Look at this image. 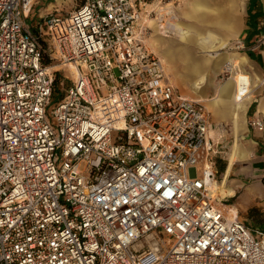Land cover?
Masks as SVG:
<instances>
[{"label": "built area", "instance_id": "2783aa9c", "mask_svg": "<svg viewBox=\"0 0 264 264\" xmlns=\"http://www.w3.org/2000/svg\"><path fill=\"white\" fill-rule=\"evenodd\" d=\"M38 1L0 0V264H264V231L213 192L207 108L146 48L135 1L36 33Z\"/></svg>", "mask_w": 264, "mask_h": 264}, {"label": "crops", "instance_id": "0c3cea01", "mask_svg": "<svg viewBox=\"0 0 264 264\" xmlns=\"http://www.w3.org/2000/svg\"><path fill=\"white\" fill-rule=\"evenodd\" d=\"M201 9V1L195 0L193 12L197 25L194 28L179 25L186 33L177 37L183 44L193 40L199 49L220 50L226 42L207 32L204 26L207 20ZM216 24L235 25L238 54L224 53L211 60L188 52L184 45L164 41V37H156L152 43L178 92L205 103L210 138L218 152L215 172L220 181L227 175V194H233L225 197L226 202L235 197L237 211L261 208L264 206V130L249 127L248 121L260 119L264 123V52L257 44L264 35L263 1L246 0L238 21L232 25L223 18ZM176 51L181 52L178 62L174 60ZM229 62L244 66L250 75V93L242 100L237 98L233 81L227 80L219 86L207 78L209 73L224 70ZM252 229L264 231L259 227Z\"/></svg>", "mask_w": 264, "mask_h": 264}, {"label": "rangeland", "instance_id": "374dc122", "mask_svg": "<svg viewBox=\"0 0 264 264\" xmlns=\"http://www.w3.org/2000/svg\"><path fill=\"white\" fill-rule=\"evenodd\" d=\"M136 5L142 11V21L141 27L144 30V42L146 48L159 57L157 49L153 46V39L156 37H164V41H169L171 44H177L178 46L188 47V52L198 54L200 57H205L209 59H215L219 55L221 56L224 53L238 54V46L235 43L236 39V28L233 25V22L242 14L243 6L246 0H200L201 1V13L204 14L207 20L204 23L205 29L207 32L213 34L215 38H218L222 41H225L226 44L217 51L213 49H199L193 42V40L188 43L183 44V41L172 32L162 29L159 27L160 24H165L166 22H178L180 26H189L193 27L197 25L195 13L193 12V2L195 0H134ZM263 4H264V0ZM83 0H39L35 5L34 10L30 16V20H27V24L32 28V31L37 33V23L43 24L44 17L46 15H55L61 19L68 18L70 13L81 5ZM198 14V13H197ZM230 22L233 26L229 25L226 27H221L216 24V21L222 19ZM44 31H47V28L44 27ZM178 35V34H177ZM43 42L46 39V36H43ZM217 41V40H216ZM173 42V43H172ZM46 43V42H45ZM212 50V51H210ZM181 52L176 51L174 55L175 62H178V59L181 58ZM165 67V66H164ZM60 69L61 73H66L63 68L58 66L54 68ZM64 71V72H63ZM167 73V70L165 68ZM234 69L230 67L227 70H219L215 74H208V79H213L215 84L221 85L233 75ZM172 78V77H171ZM170 78V79H171ZM172 80V79H171ZM70 84L69 80H66L64 87L66 88ZM62 88L60 93H62ZM59 99L58 96L54 97L53 103ZM216 179L219 180L218 175ZM220 183V180L218 181ZM223 197L232 196L233 194H227L226 190L223 192ZM235 197L229 198L228 204L232 206L237 211V208L234 206ZM238 220L243 222L249 227H259L264 230V206L261 208H253L251 210L237 211ZM259 222H262L263 225H259Z\"/></svg>", "mask_w": 264, "mask_h": 264}, {"label": "bare ground", "instance_id": "6f19581e", "mask_svg": "<svg viewBox=\"0 0 264 264\" xmlns=\"http://www.w3.org/2000/svg\"><path fill=\"white\" fill-rule=\"evenodd\" d=\"M179 25H180V23H178V22H166L164 25L160 24L159 27L162 29H165L164 32H166V30H168V31L174 33L176 36H180V35L184 36L186 31H185V29L181 28ZM177 33H178V35H177ZM164 37H166V36H164ZM158 55H159V58L161 59V61L163 63L162 57L160 56V54H158ZM230 67H232V69H234V72H233L232 77L228 80H231L234 82L237 98L239 100H242L245 97L244 96L245 93H250V85H251L250 84L251 83L250 75H249V73H247L245 71L244 66L239 67L238 65H235V63H233V62L227 63L224 67V70H227ZM198 101L204 103V101H201V100H198ZM226 187H227V175L223 177V179L220 181V183H216L212 189H213L214 194H218L219 196L223 197L222 194L226 190ZM228 211L231 213L232 217H234L238 214L237 211L235 210V208H233L232 206H228Z\"/></svg>", "mask_w": 264, "mask_h": 264}, {"label": "trees", "instance_id": "16d2710c", "mask_svg": "<svg viewBox=\"0 0 264 264\" xmlns=\"http://www.w3.org/2000/svg\"><path fill=\"white\" fill-rule=\"evenodd\" d=\"M77 7H78V6H77ZM43 43H44V42H43ZM44 44H45V43H44ZM43 64H45V65H46V64H49L48 61H47V59H46V56H45L44 59H43ZM54 81H55V86L58 85V83H59V74H56V77H55V80H54Z\"/></svg>", "mask_w": 264, "mask_h": 264}]
</instances>
